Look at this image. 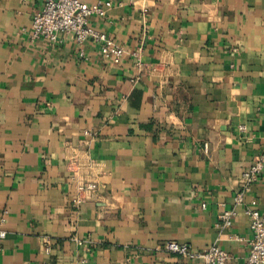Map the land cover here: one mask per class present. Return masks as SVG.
I'll return each instance as SVG.
<instances>
[{
	"label": "crops",
	"instance_id": "crops-1",
	"mask_svg": "<svg viewBox=\"0 0 264 264\" xmlns=\"http://www.w3.org/2000/svg\"><path fill=\"white\" fill-rule=\"evenodd\" d=\"M82 1L111 2L90 24L121 63L0 0V264H202L169 242L247 264L248 204L220 214L264 154V0Z\"/></svg>",
	"mask_w": 264,
	"mask_h": 264
},
{
	"label": "built area",
	"instance_id": "built-area-1",
	"mask_svg": "<svg viewBox=\"0 0 264 264\" xmlns=\"http://www.w3.org/2000/svg\"><path fill=\"white\" fill-rule=\"evenodd\" d=\"M111 2L88 4L82 0H43L42 10L35 15L32 25V36L35 39L45 38L56 41L60 34H71L78 43L94 40L101 43L103 54L115 64L121 63L124 49L115 45L107 34L90 24L94 14L104 16ZM244 129L243 125L239 126ZM86 134H91L87 131ZM205 151L209 145L205 144ZM264 171V154L255 157L252 164L242 172L241 186L234 196V206L220 214L224 226H230L233 219L239 215L238 206L246 205L244 212L250 218L253 236L248 240L249 254L247 264H264V215L257 208V200L252 198L247 203V196L253 186L259 181ZM88 189L95 188L90 184ZM206 203L202 204L206 208ZM4 220V219H3ZM6 231L0 225V237L4 238ZM166 251L175 252L189 258L198 257L202 264H226L228 252L218 244H213L205 251L197 253L187 245L169 242L164 246Z\"/></svg>",
	"mask_w": 264,
	"mask_h": 264
}]
</instances>
